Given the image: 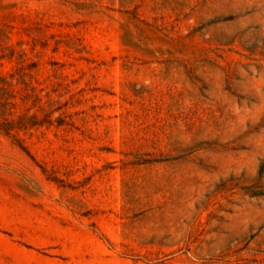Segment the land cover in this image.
<instances>
[{"label":"rangeland","instance_id":"obj_1","mask_svg":"<svg viewBox=\"0 0 264 264\" xmlns=\"http://www.w3.org/2000/svg\"><path fill=\"white\" fill-rule=\"evenodd\" d=\"M1 125L0 264H264V0H0Z\"/></svg>","mask_w":264,"mask_h":264},{"label":"trees","instance_id":"obj_2","mask_svg":"<svg viewBox=\"0 0 264 264\" xmlns=\"http://www.w3.org/2000/svg\"><path fill=\"white\" fill-rule=\"evenodd\" d=\"M2 126H3V125H1L0 128H3ZM4 130H6V129H4Z\"/></svg>","mask_w":264,"mask_h":264}]
</instances>
